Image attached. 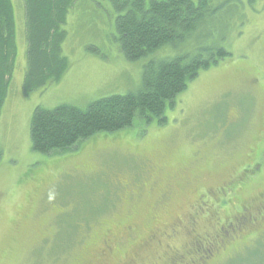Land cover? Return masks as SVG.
Instances as JSON below:
<instances>
[{"label":"rangeland","instance_id":"374dc122","mask_svg":"<svg viewBox=\"0 0 264 264\" xmlns=\"http://www.w3.org/2000/svg\"><path fill=\"white\" fill-rule=\"evenodd\" d=\"M117 1L74 4L62 27L67 72L26 97L24 5L12 0L17 53L0 115V264H171L197 234L213 238L229 222L245 224L244 214L263 225L264 0H241L245 19L230 32V56L167 104L165 123L137 118L67 151L32 150L36 108H85L136 91L146 63L176 56L164 47L127 60L117 41ZM151 235L155 241L142 244ZM238 243L224 240V259L213 253L206 264L264 257L260 244L236 254Z\"/></svg>","mask_w":264,"mask_h":264},{"label":"trees","instance_id":"16d2710c","mask_svg":"<svg viewBox=\"0 0 264 264\" xmlns=\"http://www.w3.org/2000/svg\"><path fill=\"white\" fill-rule=\"evenodd\" d=\"M25 12L27 71L23 92L59 82L69 68L62 27L78 0H22ZM117 41L125 58L139 61L164 47L176 56L144 65L136 91L94 101L85 108L63 104L36 108L31 121L34 152L67 151L98 134L131 128L138 118L165 123L167 104L187 89L201 71L230 56V32L242 27L241 0H119L115 3ZM17 53L12 0H0V115L5 106Z\"/></svg>","mask_w":264,"mask_h":264},{"label":"flooded vegetation","instance_id":"af4514ba","mask_svg":"<svg viewBox=\"0 0 264 264\" xmlns=\"http://www.w3.org/2000/svg\"><path fill=\"white\" fill-rule=\"evenodd\" d=\"M241 211H243V213H250L249 209ZM244 215L245 224L234 225L232 222H229L224 226H220L218 229V234L213 238L210 236H207L206 238L203 237L202 234H197L191 242L192 246L189 245L190 250L187 251L186 255L181 256L177 262H171V264H206L213 253H218V256L215 259H224V256H219V250H223V247H221V242H224V240H233L239 242L237 248H233L236 254H240V250L246 253L248 250L253 249L256 244H260L264 248V209L261 210L260 214V219L263 221V225H255L258 222L257 219L252 218V216H247L246 214ZM248 228H251L253 232L245 231ZM243 235H245V237ZM146 238L147 239L145 241L143 240L142 244L150 246L149 240L150 242L155 241V235H151L150 239L148 236H146ZM203 241H205V244ZM202 244L204 245L203 247ZM141 254L142 252L140 255ZM231 260L237 261L238 258L233 257ZM250 260H252L251 264H264V257H251ZM130 264L138 263L132 261ZM151 264L155 263L152 262Z\"/></svg>","mask_w":264,"mask_h":264}]
</instances>
